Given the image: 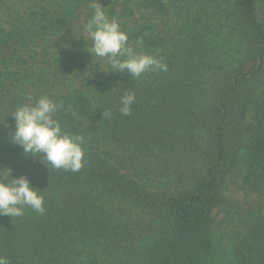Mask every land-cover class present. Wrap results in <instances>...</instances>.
I'll return each instance as SVG.
<instances>
[{"label": "trees", "instance_id": "trees-1", "mask_svg": "<svg viewBox=\"0 0 264 264\" xmlns=\"http://www.w3.org/2000/svg\"><path fill=\"white\" fill-rule=\"evenodd\" d=\"M0 0V44L20 49L55 34L87 0H41L28 17ZM24 5V0H23ZM145 10L167 9L145 0ZM258 0H189L177 32H127L166 72L98 74L89 90L52 99L64 129L85 137L78 172L49 169L0 129V169L42 190L45 212L0 215L10 264H213L214 211L239 164L264 183V26ZM125 31V30H124ZM73 76L63 59L55 65ZM135 93L131 113L120 98ZM232 264H264V212L232 248Z\"/></svg>", "mask_w": 264, "mask_h": 264}, {"label": "rangeland", "instance_id": "rangeland-1", "mask_svg": "<svg viewBox=\"0 0 264 264\" xmlns=\"http://www.w3.org/2000/svg\"><path fill=\"white\" fill-rule=\"evenodd\" d=\"M143 1L98 0L109 17L115 18L127 32L144 27L166 36L177 32L189 0H159L166 4L167 9L156 13L151 9L145 10ZM13 3L22 5L18 6L21 9L18 13L26 17L41 6V0H24V5L23 0H13L9 4ZM91 3L92 0H87L68 24L26 49L0 44V122H3L0 129H14L15 121L10 110L23 102L25 93L31 91L37 96L53 98L73 90L87 92L98 74L112 72L108 71L104 61L99 58L94 61L82 38L74 37V31L87 36L82 27L92 13ZM257 14L264 26V0H258ZM65 42H70L71 48L65 47ZM58 59L72 66L74 74L69 79L56 74ZM221 195V203L213 214L216 246L213 264H232V248L236 240L247 232L254 217L264 212V183L251 187L246 181L243 165L239 164L226 180Z\"/></svg>", "mask_w": 264, "mask_h": 264}, {"label": "clouds", "instance_id": "clouds-1", "mask_svg": "<svg viewBox=\"0 0 264 264\" xmlns=\"http://www.w3.org/2000/svg\"><path fill=\"white\" fill-rule=\"evenodd\" d=\"M90 8L92 13L82 27L87 36L74 31V37L85 41L86 51L95 58L94 61L99 58L107 64L108 71L127 73L134 79L147 72L167 71L168 66L161 58L138 50L142 49V40L135 41V44L129 41L128 33L115 18L109 17L98 0H92ZM64 46L71 48V43L65 42ZM135 100V93L131 91L121 96L122 115L131 113ZM62 108V103L48 95L25 93L23 102L10 110L15 127L8 142L20 147L26 157H38L48 169L51 166L74 173L84 166L85 137L64 129L57 117ZM44 199L42 190L33 186L26 175L14 178L11 169H0V215L21 217L26 207L43 215ZM0 264H10V261L0 255Z\"/></svg>", "mask_w": 264, "mask_h": 264}]
</instances>
